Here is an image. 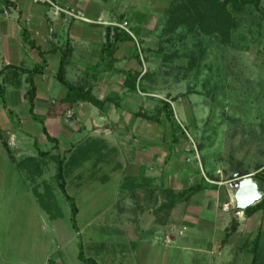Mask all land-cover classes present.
Instances as JSON below:
<instances>
[{"label":"rangeland","instance_id":"1","mask_svg":"<svg viewBox=\"0 0 264 264\" xmlns=\"http://www.w3.org/2000/svg\"><path fill=\"white\" fill-rule=\"evenodd\" d=\"M91 1L95 11L98 9L100 14V1ZM110 1L115 3V8L110 12L108 5H105L101 11L103 19H114L122 13L117 22H126L130 31L133 28L130 18L135 16L134 11L141 12L144 19L151 16V21H147V27L138 36H133L134 46L139 49L140 61L132 57L131 65L135 69L131 70L140 72L142 77L139 80L140 92L126 106L131 107L133 113L130 132L119 135L118 128L114 126L108 129L103 126L95 128L99 129L100 134L111 130L109 146L112 149V146L117 145L118 149L111 151L107 158L100 159L99 163H96L99 158L92 156L94 153L91 152V158L83 162L82 168L73 171L67 178V193L75 199L79 211L78 226L84 231H91L94 244L103 242L107 245L109 232L116 225L112 219L115 215L106 213V217H95L99 204L104 207L98 209L106 212L118 210L122 218L127 216L131 224L126 225L134 233L140 231L142 226H147V230H156L157 226L158 232H165L172 229L171 224L181 218L189 202L177 205L169 215H164L162 211L156 214L151 196L147 201L150 205L141 211L143 207L139 203L144 200V189H136L132 195L129 191L122 193L118 190L124 175L137 178L134 174L139 172L129 166L130 163H137L131 154L141 145V133L144 130L152 137H157V140L162 138L160 153L163 158L159 160L163 166L156 168L155 164H152L154 167L148 165L140 174L144 173L151 178L150 182L158 184L153 186L170 187L175 192L197 183L203 177L211 185L228 189L232 201L227 211L238 217L235 215L238 210L231 183L240 179L243 171L254 176L255 167L264 166V51L259 13L252 5H246L239 11L229 3L227 23L230 27L227 31L224 29L226 25L218 29L222 33L218 31L207 34L202 31L204 27L191 31L188 26L182 25L174 32H169L165 11L172 0H159L158 4H154L153 0ZM260 5L264 8V0H260ZM55 84L61 85L57 81ZM160 100L170 103L174 120L183 130L175 146L168 136L169 128L163 114L160 118L164 120L156 128L155 123L148 127L143 123L138 124L140 120H145L137 117L136 113L139 110L146 112V109L155 113L161 108ZM117 117V114L113 115L114 120H118ZM84 128H87L86 125ZM90 128L87 129L88 133L94 130ZM156 129L157 133L154 132ZM83 136L86 135L76 133L68 145L76 144ZM36 139L39 150L54 149L53 143ZM170 146L173 152L176 148H180L181 152L173 160L167 159ZM30 149L29 152L23 146L19 150L24 154L22 157H18L20 155L13 149L11 159L0 142V253L8 256L13 255V252L18 255V249L29 243L37 247L54 232L52 226L55 222H50L36 201L35 185L40 186L38 193H44L41 184H45L51 191L47 190V193H52L51 201H56L62 215L65 214L57 224H65L69 215V204L55 182V160L39 157L38 149ZM62 149L59 147L52 154H58L67 161L69 153ZM31 158L33 160L30 163ZM23 162L33 168L39 163L41 174L33 176L34 173H29L28 168L22 167ZM149 170L157 174L152 178ZM160 199L163 200L162 197ZM45 200L48 201V196H45ZM88 222L90 226L86 227ZM185 227L184 233L187 236L195 232L191 224ZM118 228L119 224L115 230ZM82 229L85 240L86 233ZM206 235L202 236L200 246L187 243L181 246H190V249L207 248ZM136 239L135 235L132 236L133 246L137 245ZM157 243L160 245L159 241ZM180 253L189 256L192 252L186 250Z\"/></svg>","mask_w":264,"mask_h":264},{"label":"crops","instance_id":"2","mask_svg":"<svg viewBox=\"0 0 264 264\" xmlns=\"http://www.w3.org/2000/svg\"><path fill=\"white\" fill-rule=\"evenodd\" d=\"M99 1L102 5V9H99L101 11L105 5H108L110 12L115 8V3L110 0ZM52 2L63 9L82 14L85 20L73 19L64 13L58 15L54 13L50 5L40 0H0V86L5 90L4 98L0 96L1 145L3 147V141H6L11 151H17V155H20L18 157H22L24 154H21L19 150L23 146L29 152L31 147L37 150L39 147H37L36 138L50 144L51 142L47 139L49 137L56 139L58 144L60 143V149L64 148L62 150L67 151L71 137L80 133L86 135L79 142L76 141V144H80V148L91 143V152L94 153L92 156L99 159L107 158L111 151L118 149L117 145L112 146V149L109 146L111 130L100 134L99 129L95 128L103 126L108 129L114 126L118 128L119 135L130 132L133 113L131 107L126 108V106L137 93H131L123 87L122 72L131 68L135 69L131 65L134 42L121 44L113 56L116 60L114 68L110 71H100L91 81L92 95L101 101L112 98L113 103L106 104L103 111L90 103H78L66 110L63 115H48L47 109L57 105L66 96V90L61 85L57 86L54 78L60 58V48H63L68 41L71 56L65 68L66 79L73 84H85L86 72L99 63L100 49L105 41V26L118 23L117 20L119 21V16L122 14L114 19H103L101 11L100 14L97 12L98 9L95 11L91 0H54ZM153 2L158 4L159 0H153ZM134 12L135 16L130 18L133 23L131 28L138 27L141 31L145 26L147 27L151 16L149 19L148 17L144 19L140 15L141 12ZM23 32H26L28 40L24 39ZM39 51L44 53L45 66L42 73L34 77L36 95L32 115L27 99L29 85L26 78L28 72L42 62ZM115 114L118 120H114ZM163 120L162 117L158 123L152 120H145L147 122L140 120L138 124L143 123L145 127H148L155 123L156 128ZM89 127L94 130L88 133ZM144 131L141 133V145L131 154V158L134 157L137 163H130L129 167L139 172H136L138 174H134L135 176L148 179L144 173L140 174L142 169L145 170L148 165L151 167L156 165V168L163 166L159 160L160 157L163 158L160 153L162 138L157 140V137H152L146 130ZM154 132L157 133V129ZM32 138H35L34 142ZM179 149L176 148L175 152L171 153L170 146L167 159L173 160L180 155ZM142 163L145 165H141ZM152 164L155 165L152 166ZM150 170L153 178L157 172ZM149 179L151 181V178ZM151 184L158 185L156 182ZM39 187L35 185L34 192ZM41 187L45 191L46 185L41 184ZM118 187L120 191L121 182ZM34 196L37 198L35 193ZM36 201L39 202V199L37 198ZM147 201L149 200L144 199L139 203L141 204L139 206L143 207L141 211H145V208L150 205ZM231 201L228 189L217 186L216 189L195 194L181 218L171 224L172 229L158 232L157 226L156 230H147V226L146 228L142 226L145 230L141 228V232L135 233L126 225L131 224L127 216L122 218L118 210L106 212V210L98 209L104 207L99 204L95 217L101 215L106 217L104 215L106 213L115 215L112 219L116 225H113L114 229L109 232L107 245L103 242L94 244L91 231L89 229L84 231L78 226L83 254L86 258L94 260L96 264H167L165 262L168 264H264V208L250 216L241 211L242 214L234 217L223 209V206L226 204L229 206ZM54 204L58 206L56 201ZM44 212L50 222H55L52 226L54 232L37 247L30 246V243L20 247L18 255L14 252L11 256L0 253V264H85L79 259V238L71 227L69 215L65 224L62 222L57 224L58 220H63L65 214L54 218L45 210ZM182 222L183 225H181ZM117 224L120 228L115 230ZM187 224H191V228L195 230L191 236L184 233ZM88 226L90 222L87 223L86 227ZM81 229L86 233L85 240H83ZM133 234L137 238L135 246L131 241ZM204 235L207 236L205 237L207 248L192 247L190 249V246H181L182 243L200 246L199 242ZM186 250L192 253L189 256L180 253Z\"/></svg>","mask_w":264,"mask_h":264},{"label":"trees","instance_id":"3","mask_svg":"<svg viewBox=\"0 0 264 264\" xmlns=\"http://www.w3.org/2000/svg\"><path fill=\"white\" fill-rule=\"evenodd\" d=\"M204 3L205 5H203ZM235 6L239 11L246 5H252L255 10L259 13L261 17V27H262V39H263V51H264V8L260 5V0H172L171 5L165 11L166 15V25L167 30L169 32H174L176 28L186 25L189 27L191 31H194L197 27H204L202 31L204 33H213L218 32L222 25H226L224 28L226 31L229 29V16H228V4ZM133 36H138L140 30L138 27L132 28L130 31ZM221 31L220 33H222ZM133 36H131L128 32L118 29L115 26H105L104 28V37L105 41L100 49L99 53V63L93 66L89 71L85 74V84L78 85L69 82L65 77V68L69 63V59L71 56V49L68 41L65 43L63 48H60V58L58 61L57 71L54 75L55 80L61 84V86L66 90V96L62 101H60L57 105L51 106L47 109L48 115H63L66 110L73 108L78 103H90L99 110H104L106 104L113 103L112 98H106L104 100L96 99L91 91L92 84L91 81L100 71H110L114 68V64L116 63L115 58L113 57L118 47L125 42H134ZM23 37L25 40H28V36L26 32H23ZM31 46L33 44L30 43ZM39 55L42 58L41 64L35 65L31 71L28 72V76L26 78V82L29 85L27 90V99L29 103V111L33 115L34 108V98L36 95V88L34 85V77L35 75L41 74L45 62H44V53L39 51ZM139 49L134 46V52L132 53V57L137 61H140L139 57ZM124 75L123 87L127 89V91L131 93H138L140 84L139 80L141 79V73L134 70H128L122 72ZM4 88L0 86V96L4 98ZM161 108L155 113L143 112L139 110L136 115L143 120H152L156 123L159 122L161 114L164 115L165 120L168 124L169 132L168 136L175 146L178 142V138L180 133L183 134V130L176 123L173 117L172 108L170 103L167 100H160ZM48 141L53 143L54 149H49L48 151L37 150V155L39 157H50L55 160L56 173H55V182L62 193L63 197L69 204V220L72 229L77 233L79 238L78 250H79V259L85 264H96V262L90 258H86L83 254V247L81 242V237L79 235V227L77 223V214L78 208L75 202V199L67 193V178L68 176L75 170L79 169L82 166L83 162L87 159L91 158L90 153L92 150L91 143L88 145L81 147L76 146L74 144H70L68 150L69 157L67 161H64L63 157L60 158L58 154H52V151L58 150L59 144L56 139L47 137ZM3 147L8 153L9 157L12 159V151L9 148L6 141H3ZM173 152V149L170 151ZM101 159V158H100ZM100 159L96 160L99 163ZM33 158L29 160L31 161ZM102 162V161H101ZM38 164V165H37ZM22 167L28 168L29 173H34V175L41 174V167L39 163L34 165V168L28 165V163L23 162ZM255 177L261 179L263 181L264 187V166H256ZM249 176L246 171H243L242 177ZM32 177V176H31ZM215 185L209 184V182L205 178H199V181L193 185H190L186 188L180 190V192H175L173 188L170 187H153L150 179L145 177H129L124 176L122 180V187L120 191L122 193L130 192L133 194L134 190L141 189L145 190L144 199L149 200V196L151 198L152 204L155 207L154 213H158L160 211L164 212V215H169L170 212L177 206L183 203H188L190 199L197 193L205 191L207 189H216ZM47 186L45 187L44 193H38L35 190V194L39 199L41 207L51 216L58 217L62 215L60 208L54 204L55 201H49L52 199L50 193H47ZM51 192L50 190H48ZM44 196V197H43ZM45 196H48V201L45 200ZM162 197L163 200L160 199ZM45 200V201H44ZM264 208V198H262L258 203L253 206L246 208L243 212L245 215L250 216L258 210ZM240 211L239 209H237Z\"/></svg>","mask_w":264,"mask_h":264},{"label":"water","instance_id":"4","mask_svg":"<svg viewBox=\"0 0 264 264\" xmlns=\"http://www.w3.org/2000/svg\"><path fill=\"white\" fill-rule=\"evenodd\" d=\"M235 206L240 211L256 204L264 197L263 181L255 176H245L231 183Z\"/></svg>","mask_w":264,"mask_h":264},{"label":"built area","instance_id":"5","mask_svg":"<svg viewBox=\"0 0 264 264\" xmlns=\"http://www.w3.org/2000/svg\"><path fill=\"white\" fill-rule=\"evenodd\" d=\"M40 1L43 2V3H46L48 5H50L54 9V13H56L58 15L64 13L67 16L73 18V19L85 20V18L83 17L82 14L77 13V12H74L72 10L63 9V8L57 6L56 4H54L52 1H49V0H40ZM127 25L128 24L126 22H121V23H115L113 26L117 27L120 30H123L125 32H128L131 36H133V34L128 29V26ZM223 209L224 210H227L228 209V205H225L223 207ZM240 214H242L241 211H236L235 212V215H237V216H239Z\"/></svg>","mask_w":264,"mask_h":264}]
</instances>
